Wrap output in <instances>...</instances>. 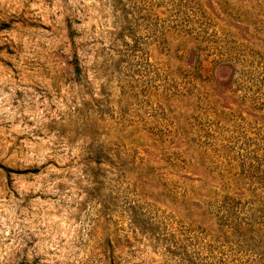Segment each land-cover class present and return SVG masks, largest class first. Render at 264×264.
Masks as SVG:
<instances>
[{
	"label": "rangeland",
	"instance_id": "1",
	"mask_svg": "<svg viewBox=\"0 0 264 264\" xmlns=\"http://www.w3.org/2000/svg\"><path fill=\"white\" fill-rule=\"evenodd\" d=\"M0 264H264V0H0Z\"/></svg>",
	"mask_w": 264,
	"mask_h": 264
},
{
	"label": "trees",
	"instance_id": "2",
	"mask_svg": "<svg viewBox=\"0 0 264 264\" xmlns=\"http://www.w3.org/2000/svg\"><path fill=\"white\" fill-rule=\"evenodd\" d=\"M75 72H76L77 74H80V73H81V68H80V66H79L77 60H76V62H75Z\"/></svg>",
	"mask_w": 264,
	"mask_h": 264
}]
</instances>
